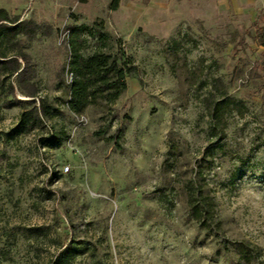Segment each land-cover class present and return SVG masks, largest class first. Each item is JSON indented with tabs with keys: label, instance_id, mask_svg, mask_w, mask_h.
<instances>
[{
	"label": "rangeland",
	"instance_id": "rangeland-1",
	"mask_svg": "<svg viewBox=\"0 0 264 264\" xmlns=\"http://www.w3.org/2000/svg\"><path fill=\"white\" fill-rule=\"evenodd\" d=\"M0 7L38 24L26 79L0 92V264H264V0ZM71 49L123 67L116 99L69 108ZM224 93L240 103L211 129ZM196 189L218 227L190 213Z\"/></svg>",
	"mask_w": 264,
	"mask_h": 264
},
{
	"label": "trees",
	"instance_id": "trees-1",
	"mask_svg": "<svg viewBox=\"0 0 264 264\" xmlns=\"http://www.w3.org/2000/svg\"><path fill=\"white\" fill-rule=\"evenodd\" d=\"M111 7L115 8L116 5ZM37 29L38 24L32 20L11 15L4 7H0V92L5 95L12 93L16 85H20L31 70V57L25 48L36 35ZM257 29L262 37L261 45H264V27ZM70 55V68L74 77L70 82L68 106L72 111L81 112L104 92H109L110 98L114 100L125 89L123 82L125 71L123 67L115 68L116 60L111 59L109 54L93 52L88 56H83L76 49H71ZM6 80H8L9 90H4ZM25 93L27 96H35L32 91ZM224 95V98L216 99L213 106L209 107L211 129H214L215 125L222 120L225 110L232 109V107L236 109L240 103L239 100L226 93ZM26 101L34 103V98ZM44 106L43 100H41V107L33 106L22 119L23 127H27L32 115L37 117L44 110ZM189 208L190 213L201 227L211 230L214 226H219V220L215 218L213 202H208L205 197H202L200 189H196L191 195ZM230 248L238 254L239 259L247 261L252 257L258 258L260 255L259 248L256 246H249L238 241H231L228 249Z\"/></svg>",
	"mask_w": 264,
	"mask_h": 264
},
{
	"label": "built area",
	"instance_id": "built-area-1",
	"mask_svg": "<svg viewBox=\"0 0 264 264\" xmlns=\"http://www.w3.org/2000/svg\"><path fill=\"white\" fill-rule=\"evenodd\" d=\"M66 169H68V166H66Z\"/></svg>",
	"mask_w": 264,
	"mask_h": 264
}]
</instances>
